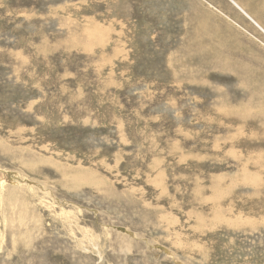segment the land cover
<instances>
[{"label": "rangeland", "instance_id": "374dc122", "mask_svg": "<svg viewBox=\"0 0 264 264\" xmlns=\"http://www.w3.org/2000/svg\"><path fill=\"white\" fill-rule=\"evenodd\" d=\"M234 1L0 0V264H264V0Z\"/></svg>", "mask_w": 264, "mask_h": 264}, {"label": "bare ground", "instance_id": "6f19581e", "mask_svg": "<svg viewBox=\"0 0 264 264\" xmlns=\"http://www.w3.org/2000/svg\"><path fill=\"white\" fill-rule=\"evenodd\" d=\"M233 3H234V5H237L241 10H242V8L234 1V0H231ZM243 12H244V10H242ZM246 15H248L246 12H244ZM249 16V15H248ZM257 24V23H256ZM262 29V28H261ZM263 30V29H262ZM264 31V30H263ZM12 191V190H11ZM8 196V195H7ZM8 198V197H7Z\"/></svg>", "mask_w": 264, "mask_h": 264}]
</instances>
